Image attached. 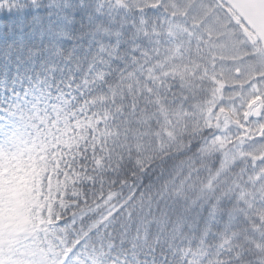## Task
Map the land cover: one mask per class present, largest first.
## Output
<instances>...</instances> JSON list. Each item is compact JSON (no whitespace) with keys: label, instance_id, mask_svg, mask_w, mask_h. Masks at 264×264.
Here are the masks:
<instances>
[{"label":"snow or ice","instance_id":"snow-or-ice-1","mask_svg":"<svg viewBox=\"0 0 264 264\" xmlns=\"http://www.w3.org/2000/svg\"><path fill=\"white\" fill-rule=\"evenodd\" d=\"M0 264H264V0H0Z\"/></svg>","mask_w":264,"mask_h":264}]
</instances>
